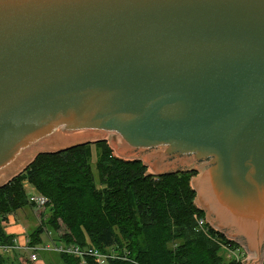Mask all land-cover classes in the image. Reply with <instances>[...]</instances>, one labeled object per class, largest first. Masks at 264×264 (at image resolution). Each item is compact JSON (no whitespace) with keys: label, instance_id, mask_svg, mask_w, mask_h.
<instances>
[{"label":"water","instance_id":"1","mask_svg":"<svg viewBox=\"0 0 264 264\" xmlns=\"http://www.w3.org/2000/svg\"><path fill=\"white\" fill-rule=\"evenodd\" d=\"M97 141L263 264L264 0H0V187Z\"/></svg>","mask_w":264,"mask_h":264},{"label":"trees","instance_id":"2","mask_svg":"<svg viewBox=\"0 0 264 264\" xmlns=\"http://www.w3.org/2000/svg\"><path fill=\"white\" fill-rule=\"evenodd\" d=\"M86 145L40 153L0 187V245L13 244L5 231L8 216L30 206L27 183L47 201V219L27 233L30 248L42 244L45 226L63 227L56 242L112 254L105 264H237L219 253V243H233L206 224L197 226L194 216L202 212L190 182L194 171L147 174L140 160L118 158L105 146L95 178ZM59 258L60 264H82L67 253ZM0 264L21 262L16 252H0ZM85 264L97 263L86 257Z\"/></svg>","mask_w":264,"mask_h":264},{"label":"rangeland","instance_id":"3","mask_svg":"<svg viewBox=\"0 0 264 264\" xmlns=\"http://www.w3.org/2000/svg\"><path fill=\"white\" fill-rule=\"evenodd\" d=\"M97 142L87 143V145L85 147L86 148L85 150L87 151V154H88V162L92 168V171H93L95 178H97L96 163H97L98 159L100 158V154L104 150L105 146H107L112 151L114 156L116 154L115 150L112 149L110 146V141H108V143L106 141H103V142H105L103 144L97 143ZM143 162H144V160H143ZM150 171L151 170L147 166V171H146L147 174ZM185 172H191V171H185ZM174 173H176V172H174ZM152 175H154V174H152ZM197 177L198 176H196V172H195V175L190 177V182L192 180L196 179ZM25 187H26L25 189H26V192L28 193V195L35 194V195L40 196L31 185H28L27 183H25ZM29 203H30L29 204L30 206H26V207L22 208L21 210H18L17 213L14 215V216H17V223L22 224V226L24 227L26 236H27V233L29 231L36 228L37 225H40L41 222L43 221V219L44 220L47 219V215H46L47 201H44L43 204H41V205H37L35 203H32L31 201H29ZM196 207H197V205H196ZM200 211L202 212V215L195 214V216H194L195 220L197 222V226L200 227L201 229H203L207 225L208 227H211L215 232L223 235L220 231L215 229L209 223V221L207 220L203 211L202 210H200ZM42 217H44V218H42ZM199 219H203V222H204V224L201 226L198 223ZM64 231H65V229L63 227L58 231H53L50 228L45 226L44 234H42V236H41L42 244H40L39 246L43 247L46 243L51 242V241H52V243L56 242L55 238L61 237V235L64 233ZM223 236L226 238L227 241L234 244V245H231L228 243H219V253L223 257L224 261L227 263V262H230L231 260L235 259L237 264H243V262L246 259H248V253L246 252L244 247L238 241H233L231 239H228L225 235H223ZM26 241H27V238H26ZM12 243H13L12 245H19L17 240H16V237H14ZM69 245H71V244H69ZM39 246H37V247H39ZM86 247H90V246H86ZM0 252H2V250H0ZM14 252L17 253L18 260L21 262V264H35L34 262L28 261V256L31 254L30 252H27L26 250H23L22 248L12 249L11 252L8 251V253H11V254ZM232 252H234V253L237 252V256H233ZM8 253L3 252V254H5L6 256L7 255L11 256V254L9 255ZM61 253L62 252H56L53 250L40 249V251H38V253H37L38 259H39L38 261H41L42 264H60L61 261L59 258V254H61ZM104 253H108V252H104ZM26 257H27V259H26ZM263 262H264V257H263Z\"/></svg>","mask_w":264,"mask_h":264},{"label":"built area","instance_id":"4","mask_svg":"<svg viewBox=\"0 0 264 264\" xmlns=\"http://www.w3.org/2000/svg\"><path fill=\"white\" fill-rule=\"evenodd\" d=\"M29 200L37 205H41L43 204V202L45 201L41 196L32 194L29 196ZM199 225H203V219H199L198 221ZM15 248H22L23 250H26L27 252H30L31 254L28 256V261L31 262H36L38 260V251H40V249H44V250H53L56 252H62V253H67L70 254L72 256L78 257L81 259L82 264H85V258L86 257H91L93 260H95V262L97 264H105L107 262V260L110 258V256H112V254L109 253H104L101 252L93 247H80L77 245H68V244H63V243H58V242H48L46 243L43 247H33L30 248L27 246V241L26 244L24 246H20V245H0V250H2V252H6L8 253V251L11 252L12 249ZM233 256H237V252H232ZM264 264V262H263Z\"/></svg>","mask_w":264,"mask_h":264},{"label":"crops","instance_id":"5","mask_svg":"<svg viewBox=\"0 0 264 264\" xmlns=\"http://www.w3.org/2000/svg\"><path fill=\"white\" fill-rule=\"evenodd\" d=\"M15 214H11L8 216V219H7V222L5 225V231H6V233L11 234L14 237H16V240L20 246H24L26 244V238H27L25 235V229L22 226V224L17 223V216H14ZM8 254H11V253H8ZM26 259H27V257H26ZM38 260L34 263L35 264H42V262L38 261Z\"/></svg>","mask_w":264,"mask_h":264},{"label":"bare ground","instance_id":"6","mask_svg":"<svg viewBox=\"0 0 264 264\" xmlns=\"http://www.w3.org/2000/svg\"><path fill=\"white\" fill-rule=\"evenodd\" d=\"M115 152H116V151H115ZM116 155H117V152H116ZM195 182H196V181H194V187H195ZM195 188H196V187H195ZM196 190H197V189H196ZM197 192H198V190H197Z\"/></svg>","mask_w":264,"mask_h":264}]
</instances>
